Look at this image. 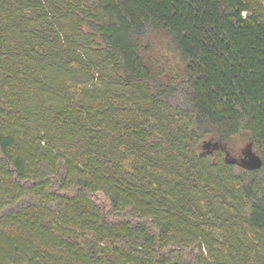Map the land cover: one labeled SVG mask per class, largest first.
<instances>
[{"label":"trees","instance_id":"16d2710c","mask_svg":"<svg viewBox=\"0 0 264 264\" xmlns=\"http://www.w3.org/2000/svg\"><path fill=\"white\" fill-rule=\"evenodd\" d=\"M174 263L264 264V0H0V264Z\"/></svg>","mask_w":264,"mask_h":264},{"label":"rangeland","instance_id":"374dc122","mask_svg":"<svg viewBox=\"0 0 264 264\" xmlns=\"http://www.w3.org/2000/svg\"><path fill=\"white\" fill-rule=\"evenodd\" d=\"M169 49L166 45L163 47V51L167 52ZM248 149L250 150V153H252L254 156L255 154L252 152L251 148L247 147V143H237L236 145H233L230 147L227 151L229 152V156L233 159L244 161L247 160V152ZM202 151H205L202 149Z\"/></svg>","mask_w":264,"mask_h":264},{"label":"water","instance_id":"95a60500","mask_svg":"<svg viewBox=\"0 0 264 264\" xmlns=\"http://www.w3.org/2000/svg\"><path fill=\"white\" fill-rule=\"evenodd\" d=\"M247 160H244L242 163L246 164L248 167H256L259 165V160L256 156H254L252 153H250V150L248 149L247 152ZM176 264V263H174Z\"/></svg>","mask_w":264,"mask_h":264}]
</instances>
